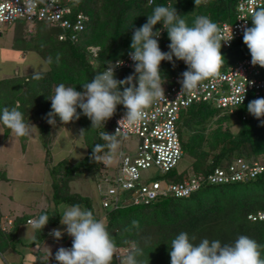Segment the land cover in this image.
I'll list each match as a JSON object with an SVG mask.
<instances>
[{"label":"trees","instance_id":"trees-1","mask_svg":"<svg viewBox=\"0 0 264 264\" xmlns=\"http://www.w3.org/2000/svg\"><path fill=\"white\" fill-rule=\"evenodd\" d=\"M237 0H209V3L196 7L195 0H154L149 6L148 0H71L67 5L69 16L78 14L85 16L80 31L70 38V29H61L47 21H33L31 30L24 28L21 19L12 24V48L17 51H33L45 62V69L39 71L41 78H34V71L12 75L0 79V111L4 107L17 108L26 122L34 121L37 137L44 153V163L49 177V191L46 195L52 205V210L40 208L35 213H23L12 217L9 224L2 219L0 213V244L2 247H12L20 241L18 228L26 224V219L38 218L46 212L50 217L47 225L37 232L33 239L23 245L35 249L31 264H58L55 253L64 247L69 239L65 232L62 239L51 237L55 248L45 262L47 255L39 246L48 238L52 229H64L60 224V212L57 205L79 204L82 208L91 210L96 219L104 220L107 229L115 240L117 251L129 249L135 245L142 249V255L137 259L141 264H171V241L180 232H186L189 237H195L193 243H199L207 238L209 241L220 240L222 244H231L240 235H246L264 246V220H250L248 214L264 210V171L253 178L240 181L210 184L204 182L200 187L186 197L175 198L161 196L147 204H131L129 202L109 205L104 208L94 205L93 199L71 189L69 183L83 174L94 176L96 181L107 169L104 162L91 159L95 145H106L102 134L111 130L112 119L103 126L91 128V121L84 115L75 120V130L84 145V154L74 162L61 158L50 162V144L56 131L47 122V114L51 111V100L58 85L76 87L82 91L80 83L91 81L97 73H103L110 63L123 58L133 51L130 48L131 38L135 28L147 21L156 5L173 6L181 14L189 26L197 16L204 15L218 25L222 22L231 23L236 14ZM264 7V5L262 6ZM251 21V18H250ZM252 26V21H251ZM250 26V27H251ZM155 28H162L157 24ZM155 30V29H154ZM64 33L62 40L57 39L59 33ZM170 40L167 31L163 30L159 38L162 51H169ZM94 47V51L89 48ZM224 56L223 70L237 59L250 54L243 42V34L235 38L231 45L222 47ZM175 60V57H173ZM175 67L169 61L160 65L162 75L169 81L173 75L182 77L187 66L182 60H175ZM134 72L129 69L116 68L117 79H124ZM248 103L243 102L233 107V114H227L208 102H195L179 110L175 123L181 156L190 161L189 175L175 171L172 182L180 181L185 176L206 175L215 167H225L236 158L246 161L264 162V124L247 110ZM117 106L116 112H120ZM78 111H80L78 109ZM122 114V113H118ZM114 114V115H118ZM113 115V116H114ZM237 124V130L232 132L230 124ZM59 117L56 125L61 127ZM1 138L10 132L0 124ZM21 150L25 148L27 137H17ZM117 139L120 138L117 136ZM109 151L104 147L97 153L100 157ZM172 169L165 173L171 172ZM6 180L0 171V180ZM138 221L135 227L132 221ZM27 225V224H26ZM50 236V235H49ZM52 243V242H51ZM35 245V246H34ZM72 246V245H71ZM264 258V248L261 249ZM113 264H119L115 259Z\"/></svg>","mask_w":264,"mask_h":264},{"label":"clouds","instance_id":"clouds-1","mask_svg":"<svg viewBox=\"0 0 264 264\" xmlns=\"http://www.w3.org/2000/svg\"><path fill=\"white\" fill-rule=\"evenodd\" d=\"M152 6L154 0H148ZM209 3V0H195L196 7ZM249 15L252 26H244L243 42L251 55V64L264 68V7H257L255 0H250ZM241 19L247 21L248 17ZM157 24L162 28H155ZM155 29V30H154ZM163 30L167 31L170 44L169 51H162L159 38ZM233 33L225 36L217 23L208 16L200 15L189 26L181 14L173 6L156 5L147 21L135 28L128 53L134 62V73L120 80L115 76V69L123 65L122 60L115 64L111 61L103 73H97L91 79L80 83L83 90L56 87L51 100V111L47 114V122L56 125V117L62 124L79 120L81 115L91 121V128L103 126L115 114L118 105L126 109L124 117L118 121L114 134H102L106 145H95L91 159L97 162L110 163L112 156L102 158L97 155L104 147L115 154L120 144L117 133L127 125H138L146 118V110L157 100H164V83L167 78L162 75L161 62L169 61L175 67V60H182L187 70L182 73L180 81L183 89H196L205 80H215L220 76L224 64L221 52L222 42H230ZM175 57V60L173 59ZM34 78L40 79L41 73L34 71ZM135 81V82H134ZM244 96L240 103H243ZM78 109L80 111H78ZM247 110L255 118L264 117V97L256 98L247 105ZM264 124V120H261ZM0 124L9 129L15 137H27L31 134L32 124L24 120L17 108L4 107L0 111ZM60 224L64 229H52L50 236L59 240L66 232L72 238L71 248L60 247L55 253L58 264H113L114 257L119 264H141L137 259L142 249L133 245L125 258L117 254V245L110 235L106 222L94 217L93 212L82 208L79 204L60 206ZM46 212L38 218L29 219L27 226L42 230L49 222ZM138 227V221H132ZM186 232H180L171 241V264H264L260 245L256 240L240 235L231 244H222L220 240L204 238L198 244L193 243ZM52 255L49 249L47 258Z\"/></svg>","mask_w":264,"mask_h":264},{"label":"built area","instance_id":"built-area-1","mask_svg":"<svg viewBox=\"0 0 264 264\" xmlns=\"http://www.w3.org/2000/svg\"><path fill=\"white\" fill-rule=\"evenodd\" d=\"M71 0H0V24L11 23L16 19H23L28 23L33 21H47L61 29H70L74 33L80 31L85 16L78 14L69 16L68 3ZM257 7L264 5V0H255ZM250 0H237L236 14L233 22H222L218 26L225 36L230 35V42H222V47H228L232 41L243 34L244 26L250 27ZM248 17L247 21L241 19ZM64 38V33L57 35L58 40ZM94 51V47L89 48ZM124 63L117 68L129 69L134 72L133 61L128 53L121 59ZM117 61V60H116ZM113 64H115V62ZM167 60L162 61V63ZM183 62V61H182ZM184 63V62H183ZM106 70V69H105ZM182 77L173 75L171 84L165 90L164 100L155 101L147 110L146 118L138 125H127L117 133L122 139L125 136H133L137 143L131 154L117 153L116 166L111 175L105 172L97 181L110 183L115 194L113 197H100V205L104 208L118 204V191L129 194V203L147 204L161 196L182 198L196 191L204 182L210 184L240 181L253 178L264 171V162L246 161L242 158L234 159L225 167H215L206 175H190L177 182L159 181L148 179L147 170L154 167L161 173L173 169L181 158V149L177 137L175 123L179 110L195 102H208L216 108L222 109L227 114H233V107L237 106L244 96L243 102L249 103L253 99L264 97V68L251 64V55L243 56L223 70L215 80H205L196 89H183L178 85ZM135 82V81H134ZM124 114L111 117L113 134L118 127V121ZM142 179V180H141ZM250 220H264V210H258L247 216ZM31 219V218H29ZM29 219H26V223ZM10 220H6L9 224ZM72 239L64 245L71 248ZM127 249H120L117 254L123 258Z\"/></svg>","mask_w":264,"mask_h":264},{"label":"rangeland","instance_id":"rangeland-1","mask_svg":"<svg viewBox=\"0 0 264 264\" xmlns=\"http://www.w3.org/2000/svg\"><path fill=\"white\" fill-rule=\"evenodd\" d=\"M24 28L28 31L31 30L30 23L19 20ZM12 24L2 23L0 24V79L10 77L12 75L31 72L41 71L45 69V62L41 60L37 53L33 51H16L12 48ZM23 56L24 58H21ZM182 80V79H181ZM171 84V81H166L163 87L167 89ZM178 85H182L181 82ZM121 111L115 112V114H125L126 109L123 105H120ZM27 123L32 124V131L27 136L26 148L21 152L18 138L13 136L11 132L7 134L5 138H1L2 129L0 127V171H2L6 180H0V210L2 213L7 215L25 214L29 213L30 209L36 211L38 208H48L52 210L51 201L46 197L49 191V177L46 170V164L44 163V153L40 146V142L37 137V128L34 121H28ZM54 129L56 134L54 140L50 144L49 157L47 159L50 162H55L61 158H66L68 161H77L84 154V145L81 142L75 127L76 123L70 122L68 124H62L61 127L55 125ZM229 129L234 132L237 130V124H230ZM119 141V148L115 154H111L110 150L101 156L106 158L108 155L112 156L110 163H104L107 173L111 175L115 169L117 161V153L131 154L135 150L137 140L133 136H125ZM189 163L190 161L184 156L177 161L175 167L169 173H161L154 167L148 169L146 172L148 179H157L159 181L172 182L171 175L174 172L182 171L189 175ZM142 180V179H141ZM71 189L76 190L80 193L89 195L94 205L99 206V200L102 196L108 198L113 197L115 191L110 183L96 181L94 176L86 173L76 178L69 183ZM118 203L128 202L129 194L127 192L118 191L117 193ZM37 201L35 208H30L32 205L31 201ZM60 205H57L58 211ZM11 213H9L10 210ZM101 220V219H100ZM40 232V229H37ZM52 236L48 235V239ZM20 241L22 239L20 238ZM52 242V243H51ZM49 249L55 248V243L50 241ZM35 246V245H34ZM46 244H43L45 247ZM20 247V242L15 243L12 247H2L0 244V260L4 264H31L32 258L25 256L26 258H18L10 260V257L16 258L14 250ZM11 249V252L9 249ZM43 251V249H40ZM49 252V250H48ZM45 251V256L48 255ZM53 254V253H52ZM13 255V256H12ZM49 264V263H47Z\"/></svg>","mask_w":264,"mask_h":264},{"label":"crops","instance_id":"crops-1","mask_svg":"<svg viewBox=\"0 0 264 264\" xmlns=\"http://www.w3.org/2000/svg\"><path fill=\"white\" fill-rule=\"evenodd\" d=\"M17 51V50H16ZM21 58H24L23 56H21ZM25 148H26V145H25ZM24 148V149H25ZM23 149V150H24ZM23 150H21V152H23ZM32 202V205L31 206H29L30 208L32 207V208H35V206L37 205V201L35 200H33V201H31ZM43 208V207H42ZM38 209H40V208H38ZM37 209V210H38ZM8 210H10V209H8ZM36 210V211H37ZM30 212H29V214H33V213H35L36 211H33V209L31 210H29ZM0 213H1V215H2V219H5V221L6 220H12V217L13 216H15V215H18L17 213H14L13 215H7V213H2L1 212V210H0ZM9 213H11V210L9 211ZM33 216V215H32ZM31 215L30 216H28V217H32ZM18 236H19V238H21L22 239V241L20 242V247H18V248H16V250H14L15 252H14V254L13 255H15L16 256V258H14V257H10V260H13V259H18V258H26L25 256H30L31 258H32V260H33V257H32V254L31 253H34L35 252V249H33V247L32 246H29V245H23V244H25V243H27V242H30L32 239H33V236H34V231H33V229H31L30 227H28L26 224H22V225H20L19 226V228H18ZM48 238L39 246V248L40 249H43V251L45 252V251H47L48 252V250H49V242H48ZM17 244V243H16ZM43 244H46V246L45 247H43ZM9 249V251L11 252V249L10 248H8ZM12 255V256H13ZM31 260V261H32ZM31 263V262H30ZM0 264H4V263H2V261L0 260Z\"/></svg>","mask_w":264,"mask_h":264}]
</instances>
